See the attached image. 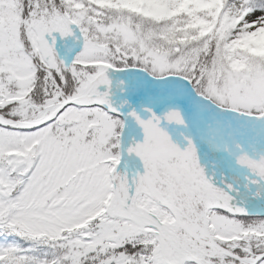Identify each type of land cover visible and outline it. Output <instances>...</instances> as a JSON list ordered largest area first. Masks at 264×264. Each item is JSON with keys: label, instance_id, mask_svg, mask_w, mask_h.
<instances>
[{"label": "snow or ice", "instance_id": "obj_1", "mask_svg": "<svg viewBox=\"0 0 264 264\" xmlns=\"http://www.w3.org/2000/svg\"><path fill=\"white\" fill-rule=\"evenodd\" d=\"M0 264H264V0H0Z\"/></svg>", "mask_w": 264, "mask_h": 264}]
</instances>
